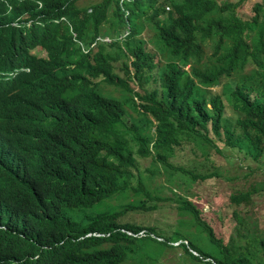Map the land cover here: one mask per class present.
<instances>
[{
	"label": "trees",
	"instance_id": "1",
	"mask_svg": "<svg viewBox=\"0 0 264 264\" xmlns=\"http://www.w3.org/2000/svg\"><path fill=\"white\" fill-rule=\"evenodd\" d=\"M77 1L0 0V70L13 75L0 85V264H138L148 236L187 264H256L237 209L229 243L183 196L184 230L123 216L169 200L137 158L187 181L220 178L224 149L264 164V0ZM257 182L231 201L249 203ZM127 189L137 200L112 204Z\"/></svg>",
	"mask_w": 264,
	"mask_h": 264
},
{
	"label": "rangeland",
	"instance_id": "2",
	"mask_svg": "<svg viewBox=\"0 0 264 264\" xmlns=\"http://www.w3.org/2000/svg\"><path fill=\"white\" fill-rule=\"evenodd\" d=\"M95 1L97 0H78L77 4L79 6L88 5ZM143 35H145V32ZM250 74L251 69L243 70L228 78H222L219 85L211 88L213 91L222 92L223 84L221 83L230 85L226 79L239 81L241 76H248ZM224 151L227 158L217 156V161L220 164H224L220 168L222 176L220 178H208L203 181H187L188 179L179 174H174L173 178H170L165 170L163 172L161 169L156 171L152 167L148 168L150 167L149 158H137L140 176L146 181L144 185L151 189L153 194L160 197H168L169 200L149 202L147 205L150 203L158 205V207L152 210H129L123 216V220L154 224L158 229L156 231L159 233H161L160 231H171L177 227L184 230L188 226L177 224L180 213L175 207L177 203L175 198L183 196L200 209V215L213 228L215 235L229 243L232 235L236 234L238 240L240 238L238 230H240L241 223L234 214V210L237 209L248 218L251 222L248 221L251 230L256 232L250 234L248 242L246 237L241 238L240 242L243 244L244 249L252 251L255 255L256 264H264V239L261 240L264 238V192L255 193L249 203L241 205H237L230 199V195L237 191L236 189H241L243 186L248 187L252 181L257 180L258 188L264 189V164L253 161L249 155L240 150L224 149ZM182 154L187 155L190 153L182 152ZM245 175H250L247 183H244L240 179ZM235 176L238 177L234 180L226 179ZM167 180H173V182L170 183ZM133 195V192L127 189L125 192H122V195L113 199L112 204H116L117 206L125 204L127 201L133 200ZM136 200L137 197L134 201ZM109 205V202H106L105 207H109ZM254 238H257V240ZM137 243L141 244L138 264H145L148 258H151V260L156 259L155 264H187L177 257L179 255L178 250L173 249V247L158 246L155 241H151V237L149 236L139 238ZM202 243L201 246H204ZM199 264H203V262Z\"/></svg>",
	"mask_w": 264,
	"mask_h": 264
},
{
	"label": "clouds",
	"instance_id": "3",
	"mask_svg": "<svg viewBox=\"0 0 264 264\" xmlns=\"http://www.w3.org/2000/svg\"><path fill=\"white\" fill-rule=\"evenodd\" d=\"M12 78H13V75H8L7 73L0 70V85L9 84V81Z\"/></svg>",
	"mask_w": 264,
	"mask_h": 264
}]
</instances>
